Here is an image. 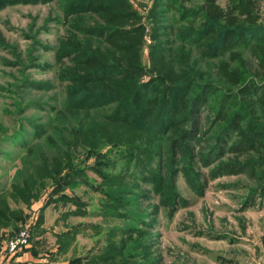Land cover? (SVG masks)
<instances>
[{"label":"trees","instance_id":"trees-1","mask_svg":"<svg viewBox=\"0 0 264 264\" xmlns=\"http://www.w3.org/2000/svg\"><path fill=\"white\" fill-rule=\"evenodd\" d=\"M176 1L152 0L147 9L134 0H0V9L13 3L55 8L30 36L52 52L51 79L35 81L27 73L37 60L33 46L7 62L20 66L12 102L19 119L9 128L0 123V159L18 165L11 181H0V230H16L19 204L37 198L35 188L46 180L59 179V190L75 174L91 172L101 198L121 207L102 215L135 222V228L111 225L106 251L96 260L139 264L134 247L129 253L124 248L134 230L146 236L154 212L142 216L124 208L139 206L150 193L176 204L179 173L198 188L202 169L217 164L213 176L254 180L247 201L264 196V24L258 13L264 0H226L225 7L218 0ZM49 22L63 29L53 44L38 38ZM8 46L1 37L0 47ZM204 61L212 63L214 77L202 70ZM35 91L51 95L34 100ZM32 107L44 114L42 123L24 115ZM79 147L93 162L83 172L72 166ZM135 247L146 253L144 244Z\"/></svg>","mask_w":264,"mask_h":264},{"label":"rangeland","instance_id":"rangeland-1","mask_svg":"<svg viewBox=\"0 0 264 264\" xmlns=\"http://www.w3.org/2000/svg\"><path fill=\"white\" fill-rule=\"evenodd\" d=\"M180 2L176 1L177 4ZM226 2L218 0L222 7H225ZM151 3L152 0H134L136 7L140 4L147 5V9ZM263 5L262 3L258 12L262 24ZM54 9L52 3H13L0 9V36L11 45L8 48L0 47V123L5 128L19 119L18 110L12 102L17 100L15 86L20 77V66L7 64L8 60L18 61V53H27L33 46L36 51L32 54L37 60L34 68L27 73L35 81H45L52 77V70L47 66V62L53 61L52 52L40 48L30 36L34 35L37 27L46 25L45 20ZM58 35H63V29L59 24L49 22L47 29L39 30L38 38L43 43L53 44ZM145 41L146 44L150 42L148 36ZM146 53L144 48L143 63L148 61ZM204 66L202 70L214 77L212 63L204 61ZM32 93L31 99L34 100H46L51 95L50 92L41 91ZM24 115L34 122L44 121V114L34 107ZM208 115L209 112L204 110L202 119L205 120L204 116ZM202 125L206 123L202 121ZM78 151L72 166L74 171L83 172L88 165H93L92 156L90 151L82 147ZM17 163L15 160L14 165H18ZM14 165L0 159L2 184L14 178V169L17 167ZM216 165L208 168L209 170L202 169L206 176L198 188L191 186L186 177L179 173L172 190L178 193L175 197L178 199L176 204L156 201L150 193V197L143 198L139 206L132 204L129 208L125 207L124 209L142 216H147L150 212L154 214L149 218L151 226L145 228L146 236L135 233L134 230L130 238H127L124 252L129 253L134 247V252L137 253L134 259L139 264H144V259L149 264H264V196L261 197L259 193L247 201V192L253 187L254 180L244 174L222 172L218 177L213 176L212 171ZM73 177L72 184L64 183L59 190V179L56 182L46 180L43 186L35 188L37 198L31 197L27 205L19 204L22 218L18 221L16 230H12L9 225L0 230V264H9L26 247H31V244L38 247L42 257L50 255L49 258L62 264H105L96 259L106 251L107 229L114 224L127 223L135 228V222L112 221L102 215V211L107 208L121 207L102 199L103 195L93 186L98 182V177L95 180L91 178L95 177L93 173L88 172V176L77 173ZM100 189L103 192L104 188ZM54 197L66 199L50 202ZM154 204L157 207L151 206ZM11 206L14 208L12 203ZM76 208L80 213H72ZM23 230L28 233L26 242L19 249L10 250V242ZM137 243L144 244L145 254L136 252Z\"/></svg>","mask_w":264,"mask_h":264},{"label":"crops","instance_id":"crops-1","mask_svg":"<svg viewBox=\"0 0 264 264\" xmlns=\"http://www.w3.org/2000/svg\"><path fill=\"white\" fill-rule=\"evenodd\" d=\"M49 257L50 255H46V258L42 257V254L38 252V247H33L31 244V247H26V249L16 255L9 264H42L44 261L47 262V264H62L60 261H54Z\"/></svg>","mask_w":264,"mask_h":264},{"label":"built area","instance_id":"built-area-1","mask_svg":"<svg viewBox=\"0 0 264 264\" xmlns=\"http://www.w3.org/2000/svg\"><path fill=\"white\" fill-rule=\"evenodd\" d=\"M27 237L28 233L25 230L21 231L18 236L10 242V250L19 249L21 244L26 242Z\"/></svg>","mask_w":264,"mask_h":264}]
</instances>
